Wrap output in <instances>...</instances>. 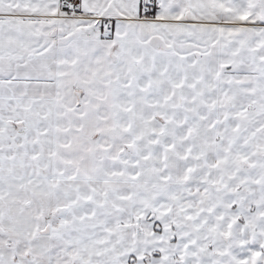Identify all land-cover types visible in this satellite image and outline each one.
<instances>
[{
	"label": "snow or ice",
	"instance_id": "1",
	"mask_svg": "<svg viewBox=\"0 0 264 264\" xmlns=\"http://www.w3.org/2000/svg\"><path fill=\"white\" fill-rule=\"evenodd\" d=\"M0 264H264V0H0Z\"/></svg>",
	"mask_w": 264,
	"mask_h": 264
}]
</instances>
